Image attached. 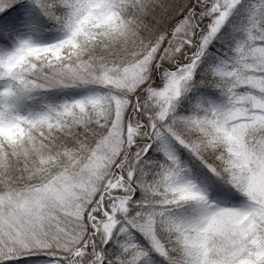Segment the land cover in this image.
<instances>
[{"label":"snow or ice","instance_id":"6c2138e0","mask_svg":"<svg viewBox=\"0 0 264 264\" xmlns=\"http://www.w3.org/2000/svg\"><path fill=\"white\" fill-rule=\"evenodd\" d=\"M0 264H264V0H0Z\"/></svg>","mask_w":264,"mask_h":264}]
</instances>
